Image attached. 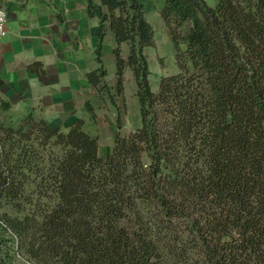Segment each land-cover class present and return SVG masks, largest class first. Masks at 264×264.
Instances as JSON below:
<instances>
[{
	"label": "trees",
	"instance_id": "obj_1",
	"mask_svg": "<svg viewBox=\"0 0 264 264\" xmlns=\"http://www.w3.org/2000/svg\"><path fill=\"white\" fill-rule=\"evenodd\" d=\"M86 1L100 19L88 81L110 91L111 29L115 89L130 69L141 125L123 136L119 115L104 158L85 119L7 125L0 97V264H264V0H165L179 72L157 92L145 0Z\"/></svg>",
	"mask_w": 264,
	"mask_h": 264
},
{
	"label": "crops",
	"instance_id": "obj_2",
	"mask_svg": "<svg viewBox=\"0 0 264 264\" xmlns=\"http://www.w3.org/2000/svg\"><path fill=\"white\" fill-rule=\"evenodd\" d=\"M0 8L8 13L7 35L0 47V97L11 103L13 119L33 110L37 118L65 131L77 119L87 120L86 103L96 95L87 74L100 67L96 54L100 19L89 14L88 2L0 0ZM107 39L104 60L108 53L114 63L111 29ZM35 63L41 64L37 68L44 74L30 68Z\"/></svg>",
	"mask_w": 264,
	"mask_h": 264
},
{
	"label": "rangeland",
	"instance_id": "obj_3",
	"mask_svg": "<svg viewBox=\"0 0 264 264\" xmlns=\"http://www.w3.org/2000/svg\"><path fill=\"white\" fill-rule=\"evenodd\" d=\"M207 2L211 6L215 5V0H207ZM145 4L147 9L146 18L155 31V45L147 47L145 54L148 57L151 72L149 76L150 84L152 90L157 92L161 79L164 76L177 74L179 67L176 60L175 43L160 13L165 0H145ZM105 44L109 46L110 42L108 39ZM123 49L124 55L127 56L128 45L124 44ZM104 64L109 72L106 80L110 86V91L103 94H97L96 92L95 97L88 100L94 107L96 118L93 119L87 110L88 118L87 120L85 119L84 129L89 134L100 137V155L106 158L114 144L117 117L121 115L122 118L121 135L127 136L141 125V113L133 72L127 69L125 74V93L123 96H118L115 89L117 67L115 62L110 61L108 53H106ZM3 116L7 125L15 120L11 115V111L4 113Z\"/></svg>",
	"mask_w": 264,
	"mask_h": 264
},
{
	"label": "built area",
	"instance_id": "obj_4",
	"mask_svg": "<svg viewBox=\"0 0 264 264\" xmlns=\"http://www.w3.org/2000/svg\"><path fill=\"white\" fill-rule=\"evenodd\" d=\"M7 21H8L7 11L0 8V47L7 35Z\"/></svg>",
	"mask_w": 264,
	"mask_h": 264
}]
</instances>
